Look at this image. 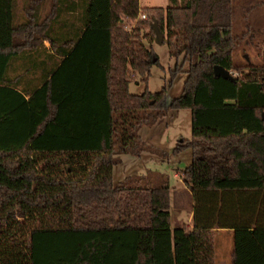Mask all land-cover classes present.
<instances>
[{"label":"trees","instance_id":"16d2710c","mask_svg":"<svg viewBox=\"0 0 264 264\" xmlns=\"http://www.w3.org/2000/svg\"><path fill=\"white\" fill-rule=\"evenodd\" d=\"M43 1L28 0L15 22L14 0H0V264H215L217 230L264 227V61L233 60L244 35L233 32L234 0H50L38 18ZM63 11L80 21L69 36L67 17L54 33ZM151 18L183 57L170 102L165 85L147 87L158 64ZM42 50L64 58L17 71L21 55ZM135 74L140 92L129 91ZM169 108L191 112V136L174 152L191 149L179 172L192 216L174 228L167 182L112 179L114 155L146 146L139 127Z\"/></svg>","mask_w":264,"mask_h":264},{"label":"rangeland","instance_id":"374dc122","mask_svg":"<svg viewBox=\"0 0 264 264\" xmlns=\"http://www.w3.org/2000/svg\"><path fill=\"white\" fill-rule=\"evenodd\" d=\"M27 2L28 0H14L13 14L15 22L27 18L24 12ZM138 2L140 7H165L169 0H138ZM234 6L233 32L236 35H241L244 32L243 38L233 54L234 62L243 65L263 62L264 0H234ZM50 7L51 1L44 0L37 13L38 18L46 16ZM143 13H147V11L144 10ZM135 21L136 19H130L126 20V23L129 24ZM61 22V19L58 20V24L54 27V33L56 30H60ZM151 22L154 26L151 45L158 56V64H153L150 68L147 87L151 91H157L165 85L167 101L170 102L173 97L180 93L186 76V72L181 70L171 78V70L176 64L182 63L183 57L176 58L170 55L165 32L161 31L157 26L156 18H151ZM79 25L80 21L74 20L73 30L65 26L60 32L66 31L65 36H69L74 34L75 28ZM159 32L163 33L161 38L158 37ZM186 67L187 62L185 61L183 69H186ZM131 77L129 91H142L144 85L139 81L138 75L135 74ZM138 132L145 141L146 146L142 147V149H137V152L116 153L112 167V179L114 182H118L125 178L143 175L146 178V182H150V184L167 182L170 188V225L171 228H174L185 222L190 210H192L190 188L185 184L179 172L180 169L191 162V149L187 147L174 152V146L178 140L190 138L191 136L190 109L169 108L167 114L162 116L161 119L152 124H142ZM221 246L220 236L215 235L214 247L215 252L218 254L217 259H220L219 264H221Z\"/></svg>","mask_w":264,"mask_h":264},{"label":"crops","instance_id":"0c3cea01","mask_svg":"<svg viewBox=\"0 0 264 264\" xmlns=\"http://www.w3.org/2000/svg\"><path fill=\"white\" fill-rule=\"evenodd\" d=\"M76 12V11H75ZM78 20L71 15V12L63 11L60 19L65 20ZM74 22V21H73ZM47 44V43H46ZM27 58L23 59L22 57ZM37 58L39 60L32 61L29 58ZM56 60H52L51 58ZM64 58V55L56 53L52 50L42 51H27L24 55H21L20 59L14 61L13 64L17 71H20L22 67L28 66L35 68L37 65L40 67H51L52 65H59ZM25 62V63H24ZM39 68V67H38ZM40 70V69H36ZM31 74V73H30ZM29 74V75H30ZM24 84V83H22ZM189 188V187H188ZM191 192V191H190ZM192 216V210L189 212V216L183 223H189ZM181 225V224H180ZM216 235L220 236L222 243L221 246V264H228L230 251L232 248L236 251V264H264V227H244V228H222L217 230ZM215 241V238H214ZM215 249V247H214ZM217 252H215V264H219L220 259H217ZM217 260V261H216Z\"/></svg>","mask_w":264,"mask_h":264},{"label":"water","instance_id":"95a60500","mask_svg":"<svg viewBox=\"0 0 264 264\" xmlns=\"http://www.w3.org/2000/svg\"><path fill=\"white\" fill-rule=\"evenodd\" d=\"M162 34H163L162 32H159L158 37L161 38ZM213 71H214V73L221 74L223 76H230L231 75L229 73V70L225 69L224 67H222L220 65H214ZM262 115L264 116V112H262Z\"/></svg>","mask_w":264,"mask_h":264},{"label":"built area","instance_id":"2783aa9c","mask_svg":"<svg viewBox=\"0 0 264 264\" xmlns=\"http://www.w3.org/2000/svg\"><path fill=\"white\" fill-rule=\"evenodd\" d=\"M139 17L140 18H146L147 17V15H146V13H140L139 14ZM139 17H137L136 19H138ZM132 23H134V22H132ZM132 27V24H129V25H127L126 26V28H128V29H130ZM229 73L231 74V75H233V76H237V75H239V73H238V71H236V70H234V69H229Z\"/></svg>","mask_w":264,"mask_h":264}]
</instances>
